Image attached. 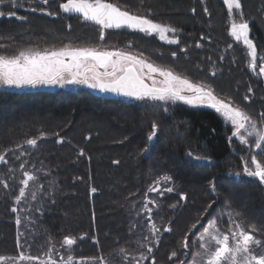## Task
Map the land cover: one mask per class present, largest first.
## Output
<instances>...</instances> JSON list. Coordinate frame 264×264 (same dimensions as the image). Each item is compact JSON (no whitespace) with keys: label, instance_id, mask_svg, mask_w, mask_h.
<instances>
[{"label":"trees","instance_id":"obj_1","mask_svg":"<svg viewBox=\"0 0 264 264\" xmlns=\"http://www.w3.org/2000/svg\"><path fill=\"white\" fill-rule=\"evenodd\" d=\"M10 1L0 2H7L3 10H12ZM16 1L18 5L41 2ZM65 1L38 5L37 10L46 8L54 16L14 9L23 20H0V45L5 46L0 51L12 55L25 48L66 45L126 49L210 87L216 97H230L219 87L243 96L239 100L230 97V103L243 111H255L258 116L264 113L261 81L250 72L240 43L227 34L228 14L221 0H108L130 14L166 22L179 30L181 40L175 45L126 28L105 29L101 40L99 25L59 9ZM240 2L245 18L251 20L250 34L264 49L260 27L264 0ZM217 67L224 70L211 79L213 68L219 72ZM22 88L0 90V153L14 149L5 153L7 163L0 162V256L5 258L0 264H38L17 262V258L23 252L48 260L50 249L56 264H64L69 254L76 260L96 258L97 264L100 258L106 264H183L195 235L210 220L225 232L239 223L264 241V183L243 171L245 164L253 170V155L264 164V148L257 150L236 138L230 140L232 130L212 109L125 100L82 87ZM153 122L158 132L149 142ZM31 138L38 139L35 147L26 144ZM24 171L37 179L18 202ZM157 186L159 191H150ZM146 196L155 201L149 204L152 222L159 230L155 236L147 213L141 212ZM198 220L200 224L192 229ZM186 234L187 249L183 248ZM65 236L77 239L71 252L62 247ZM120 249L126 251L120 253ZM173 252L176 255L170 259ZM141 254L146 259L141 260Z\"/></svg>","mask_w":264,"mask_h":264},{"label":"snow or ice","instance_id":"obj_2","mask_svg":"<svg viewBox=\"0 0 264 264\" xmlns=\"http://www.w3.org/2000/svg\"><path fill=\"white\" fill-rule=\"evenodd\" d=\"M11 2L14 5L16 4V0H11ZM41 2L46 5L48 0H41ZM224 3L228 6L230 13L234 8H241L239 0H224ZM59 9L64 13L80 14L85 21H91L99 25L101 28V40L104 39V30L113 28L127 27L149 34L158 32L161 35V39L165 38V33H174L176 31L168 25L154 22L147 16L130 14L127 10H122L116 4L108 2V0H66V2L59 4ZM32 10L34 11L35 9ZM205 11L207 10L205 9ZM48 14L55 15V13ZM9 15H15V13L12 12ZM230 31L237 41L242 40L247 46L249 50L248 54L253 61L250 66L255 67L257 50L252 40L249 39L248 22L243 20L239 23L233 22ZM169 42L176 43L177 41L171 40ZM4 48V45H0V50ZM172 55L175 56L176 54L173 53ZM109 67L111 71H108ZM98 68H103L105 71L99 72L97 71ZM145 69H147V72H145ZM259 71L261 74H264V64L260 65ZM154 73H158L164 79L157 82L153 76ZM146 80H151L152 83L149 84ZM42 84H84L99 89L102 92H111L136 100L165 103L183 101L186 104L195 105L208 100L211 101L210 106L215 108L217 112L222 113L234 126L232 136L229 137L230 140L238 138L241 143L248 144L249 137H254V147L257 150L264 148V128L257 130L255 120L242 109L218 99L210 87L193 84L186 77L175 75L171 70L157 67L135 55L120 50L109 51L93 47L72 48L66 45L59 49H45L43 51L27 48L19 50L12 55L3 54L0 51V85L20 88L24 86L35 87ZM251 91L249 89V92ZM261 116L264 118V113ZM151 127L152 131L147 137L149 142L153 141L158 132V126L155 122H153ZM241 130L246 135H242ZM41 137H43V133H41ZM26 144L35 147L38 144V139H28ZM252 146L249 144V147ZM20 147L21 145L19 144L15 146L16 149ZM147 150L146 148L145 151ZM13 151V148H8L0 153V162L7 163L5 153ZM81 154L83 153L81 152ZM22 155L24 154L22 153ZM188 155L191 156L192 154L189 152ZM194 159L200 160L206 158L194 157ZM251 164L255 170L250 169L245 164L243 168L244 173L258 178L264 183V164H261L255 155L251 157ZM20 168L24 169L25 164H20ZM23 177L21 181L23 186L20 187L19 194L16 196L18 202L27 195L30 182H34L37 179L33 173L28 171L23 172ZM210 184L214 190L215 180L211 181ZM7 186L5 184V187ZM92 191L94 192L95 189H92ZM150 191H159V187L150 188ZM167 191L171 192L172 189L169 188ZM180 198L182 200L186 199L183 194H181ZM33 199H35V193H33ZM149 204H155V201L148 200L146 196L141 212L147 213L149 229L152 235L155 236L159 230L155 223L152 222V208L149 207ZM13 211H16V209L14 208ZM205 212H207V209ZM16 222L17 224L20 223L19 218ZM209 223L211 227L206 228L205 232L199 237L198 250L192 253L193 264H264V241L256 239L252 231H246L239 223H235V230L230 228L229 231L221 232L216 227L214 221ZM229 223H234L231 217L229 218ZM198 224H200L199 220L196 224L192 225V229H195ZM134 227L136 226L133 225ZM165 231H171V229L165 228ZM83 238L81 237L80 239ZM144 239L146 240L147 237ZM76 242V238L65 236L62 241V247L71 252ZM18 247L22 246L18 243ZM188 247V236L186 234L183 248L187 249ZM125 251V249L119 250L120 253H124ZM147 252L151 253L152 248L149 247ZM50 253L51 249L49 250L48 260H44L37 256H26L21 252L17 258V262L29 261L38 262V264H56L51 258ZM175 255L176 253L173 252L170 259ZM4 259V257L0 256V261ZM125 259L127 258L125 257ZM140 259L144 260L146 256L141 254ZM64 264H97V259L76 260L69 254ZM99 264H106V261L100 258Z\"/></svg>","mask_w":264,"mask_h":264},{"label":"rangeland","instance_id":"obj_3","mask_svg":"<svg viewBox=\"0 0 264 264\" xmlns=\"http://www.w3.org/2000/svg\"><path fill=\"white\" fill-rule=\"evenodd\" d=\"M223 3H224V0H221ZM11 2V1H10ZM17 2V1H16ZM27 2V1H26ZM239 2H240V0H239ZM7 2H5V3H0V20L1 19H11V18H16V19H18V20H23V16L22 15H19V14H17V13H15L14 12V9H19V10H23V11H25V12H41V13H44V14H46V15H49L48 13H51V12H49V11H47V9L45 8V10H37V7H38V5H40V4H43L42 2H35V5H34V3H31V2H28L27 3V5H25V4H21V5H18V4H20V3H16V5H13V6H11V9L12 10H10V8L8 9V8H5L4 10L2 9V6L3 5H5ZM12 3V2H11ZM240 4H241V2H240ZM45 5V4H44ZM48 5V3L45 5V6H47ZM224 5H225V8H226V11H227V14H228V21H227V34H228V36H229V38L234 42V43H240V45L242 46V48L244 49V55L246 56V61H247V66L250 68V72L251 73H253V76L257 79V80H259V81H261V84H262V88L264 89V74H261L260 73V71H259V67H260V65L261 64H264V49H260V46L258 45V42L256 41V39H255V37H253L251 34H250V39L252 40V42H253V44H254V46H255V48H256V50H257V59H256V61H255V67H251L250 65L253 63V61H252V58L249 56V54H248V52H249V50H248V48H247V46L246 45H244L241 41H237L236 39H235V37H233L232 35H231V31H230V28H231V24L233 23V22H237V23H239V22H241L242 20L243 21H247L248 22V25H249V23H250V21L251 20H247V18H245V15H244V13H243V11H242V5H241V8L240 9H233L232 10V12L230 13V11H229V9H228V6L224 3ZM32 9H35L34 11L32 10ZM12 12H14L15 13V15H9V13H12ZM51 16H54V15H51ZM263 20H264V18H263ZM154 21V20H153ZM154 22H157V23H160V24H163V25H168V26H170L171 28H173V29H175L176 31L173 33V32H168V33H165V38L164 39H161V35H160V33H158V32H155V33H151V34H149V33H144V32H142V33H144V34H147V35H150V36H154V37H156L160 42H162V43H164V44H166V45H175V44H178L179 42H180V40H181V38H180V34H181V32L179 31V30H177L176 28H174V27H172L170 24H168V23H166V22H159V21H154ZM260 27L262 28V32L264 33V21L260 24ZM249 29H250V27H249ZM171 40H176L177 42L176 43H170L169 41H171ZM104 46V45H103ZM106 46V45H105ZM104 46V47H105ZM72 47V46H71ZM104 47H102V46H99V47H93V48H98V49H100V50H109V51H112L111 49H106V48H104ZM72 48H78V47H72ZM25 49H27V48H25ZM32 49H38V48H32ZM45 49H55V48H42V49H38V50H41V51H43V50H45ZM56 49H59V48H56ZM124 49V48H123ZM19 51V50H18ZM124 52H126V49H124ZM127 53V52H126ZM225 54H226V52L224 51V53H223V55H222V57L220 58V62H223V59H224V56H225ZM143 60H145L146 62H148V63H152L153 65H155V66H157V67H160V68H164V69H168V70H171L170 68H168V67H164V66H161L160 64H158V63H155V62H152V61H148V60H146V59H143ZM222 64V63H221ZM214 66H215V64H214ZM217 69H219V72L217 73V72H215V69L213 68L212 69V74L210 75V78L212 79H214V76H218V75H221L222 74V70H224V69H222V70H220L221 68H218L217 67ZM97 71H99V72H104L105 71V69H103V68H98L97 69ZM108 71H111V68L109 67L108 68ZM172 71V70H171ZM145 72H147V69H145ZM173 72V71H172ZM175 75H178V74H176L175 72H173ZM213 73H214V75H213ZM216 74V75H215ZM153 76H154V78L156 79V81L157 82H159V81H161V80H163L164 78L163 77H161L158 73H154L153 74ZM179 76H181V77H184V76H182V75H179ZM187 79H189L191 82H192V80L190 79V78H187ZM206 79L207 80H209L208 78H207V76H206ZM205 80V79H204ZM146 81H148L149 82V84H151L152 83V81L151 80H146ZM193 84H196V83H194V82H192ZM213 83L216 85V86H218V84H217V82H215L214 80H213ZM241 85V83L239 84H236V87L237 88H239V86ZM79 87H82V88H87V89H89L90 91H92V92H94V93H96V94H99V92H98V89H96V88H92V87H89L88 85H84V84H64V85H59V84H56V85H37V86H35V87H32V86H24L22 89H27V90H49V91H53V90H56V89H74V88H79ZM219 87V86H218ZM2 89H6V90H12V89H14V87H6V86H3V85H0V90H2ZM219 89L223 92V95L224 96H227V97H231V99H233V100H239V98L240 99H242L243 98V96H241V95H236L235 93H233V92H229V91H227V90H224V89H222L221 87H219ZM235 91H237L236 89H235ZM229 95V96H228ZM230 97L229 98H224V97H218L217 96V98L218 99H221V100H224L225 102H228V103H230L231 101V99H230ZM123 98H125V100H136V99H134V98H129V97H123ZM236 98V99H235ZM247 99H249V98H247ZM156 102H159V101H156ZM159 103H165V102H159ZM167 103H171V104H175V103H182V104H184V105H187V106H189V107H193V108H210V109H212L213 111H215L222 119H223V121L225 122V124L232 130V132H233V130H234V126L231 124V121L230 120H227V118L226 117H224V115L222 114V113H220V112H217V110L215 109V108H213V107H211L210 106V104H211V101H208V100H205V102L204 103H198V104H195V105H189V104H186V103H184L183 101H177V102H175V103H172V102H167ZM232 104V103H231ZM233 105H234V103H233ZM244 112H246V111H244ZM253 120H255L256 121V123H257V130H261L262 128H264V118H262V117H260L261 115L259 114V116L257 115V113H255V111H249V112H246ZM241 134L242 135H246V133H244V131L243 130H241ZM237 140H239L238 138H236ZM240 141V140H239ZM249 144H251V145H253L252 146V148H254V149H256L255 147H254V145H255V138L254 137H249V143L247 144L248 146H249ZM253 170H255L254 169V167H253ZM211 221H213V220H210L209 222H211ZM207 223L202 229H200L199 231H198V233L195 235V237H194V242H197V243H193V245H192V247H191V251H190V255H189V258H188V260L185 262V263H183V264H193V256H192V253L193 252H195V251H197L198 250V248H199V244H198V240H199V237L201 236V234H203L204 232H205V229L206 228H209V227H211V225H210V223ZM215 222V221H214ZM216 224V223H215ZM216 227L221 231V232H225V231H223L222 229H220L217 225H216ZM232 230H235V225H233V226H231L230 227ZM256 238V237H255ZM257 239V238H256ZM5 260V259H4ZM3 260V261H4ZM1 262V261H0Z\"/></svg>","mask_w":264,"mask_h":264},{"label":"water","instance_id":"obj_4","mask_svg":"<svg viewBox=\"0 0 264 264\" xmlns=\"http://www.w3.org/2000/svg\"><path fill=\"white\" fill-rule=\"evenodd\" d=\"M66 2V1H65ZM64 13V12H63ZM66 15H72V16H78V17H81L83 19V17L80 15V14H76V13H64ZM84 20V19H83ZM85 21V20H84ZM86 22H90V23H94V22H91V21H86ZM122 28H126V29H129L127 27H122ZM113 29H116V28H113ZM249 39H250V29H249ZM241 42L243 43V41L241 40ZM244 44V43H243ZM245 45V44H244ZM147 82V81H146ZM148 83V82H147ZM98 92L99 94L101 95H104V96H109V97H125L123 95H118V94H115V93H111V92H102L98 89Z\"/></svg>","mask_w":264,"mask_h":264},{"label":"flooded vegetation","instance_id":"obj_5","mask_svg":"<svg viewBox=\"0 0 264 264\" xmlns=\"http://www.w3.org/2000/svg\"><path fill=\"white\" fill-rule=\"evenodd\" d=\"M148 82V81H147ZM149 83V82H148Z\"/></svg>","mask_w":264,"mask_h":264}]
</instances>
